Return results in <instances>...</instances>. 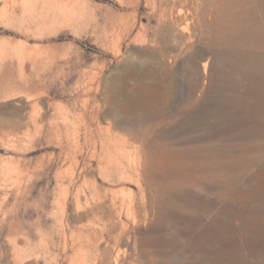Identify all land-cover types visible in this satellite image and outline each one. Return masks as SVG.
Returning a JSON list of instances; mask_svg holds the SVG:
<instances>
[{
  "label": "rangeland",
  "instance_id": "1",
  "mask_svg": "<svg viewBox=\"0 0 264 264\" xmlns=\"http://www.w3.org/2000/svg\"><path fill=\"white\" fill-rule=\"evenodd\" d=\"M217 1L0 0V264H199L215 214L264 206V95L212 89ZM216 143L251 146L221 189L188 156ZM220 228L221 262L264 264V214Z\"/></svg>",
  "mask_w": 264,
  "mask_h": 264
},
{
  "label": "bare ground",
  "instance_id": "2",
  "mask_svg": "<svg viewBox=\"0 0 264 264\" xmlns=\"http://www.w3.org/2000/svg\"><path fill=\"white\" fill-rule=\"evenodd\" d=\"M240 1L246 3V5L244 7L240 6L238 9L236 4L240 3ZM216 3L215 10L210 8V11L206 13L207 16L210 15L211 17V19L210 17L208 18L209 22L206 25L209 28H214V39L217 46L222 48L213 53L210 51L207 55H212L215 59L226 57L232 59L228 70L218 71L217 78H219V81L213 78L212 89L216 88L219 93L229 96L223 97V102L228 104L230 108L237 109L243 113L249 105L250 91L257 90L264 95V0H224L217 1ZM228 3L232 4L227 5ZM233 5L237 7V10L232 8ZM254 5L259 7L257 12ZM260 12L263 18L262 24L259 15ZM204 65L206 66V63ZM141 87L149 91L148 87ZM219 99L221 102V98ZM127 102L137 107L138 105L146 106L150 104L149 97L146 98L145 95L134 98L129 94L124 103ZM216 112H218L217 115L221 113L220 110H216ZM227 147L232 152H237V147L233 148L232 144H228ZM249 147L251 146H241L242 149L239 155H228L224 159L223 155H220L218 152L220 149L217 143L214 147L211 144H202L194 146V149H192V152L188 156L194 151L196 153L199 152V156L194 159L195 164L193 168L199 170L204 176L209 177L215 183L216 189H221L226 187L222 180V175L225 172L238 169V167L245 168L249 164L251 161V155L247 152ZM215 149L216 151L213 155L205 153L206 150L210 151ZM184 157L185 155H181L180 159ZM174 207L185 209L187 206ZM223 209L227 211L226 216L224 217L221 214L223 211L215 214L211 226L207 227V236L200 237V243H198L200 246H203L201 250H204L207 254L212 253L214 256H211V258L207 257L199 264H247L245 262L242 263V260L239 262L232 260L231 257H229L227 262H221V259H226V254L221 252L216 240L224 233L220 228L222 224H230L233 217H238L245 221L252 219V217L257 218L264 214V206H244L240 211L234 208L228 209V207ZM245 230H247V227H245ZM207 242L209 244L205 246L204 243ZM200 246L197 245L199 248ZM262 253L264 254V250L255 255L260 256ZM252 264L261 263L256 261Z\"/></svg>",
  "mask_w": 264,
  "mask_h": 264
}]
</instances>
